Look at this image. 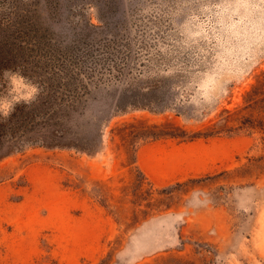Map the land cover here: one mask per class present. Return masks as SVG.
Segmentation results:
<instances>
[{
    "label": "rangeland",
    "instance_id": "rangeland-1",
    "mask_svg": "<svg viewBox=\"0 0 264 264\" xmlns=\"http://www.w3.org/2000/svg\"><path fill=\"white\" fill-rule=\"evenodd\" d=\"M35 2L54 44L120 68L95 110L156 85L173 106L111 118L93 155L29 147L0 160V264H264V135L130 148L124 136L137 123L195 134L240 105L264 71V0Z\"/></svg>",
    "mask_w": 264,
    "mask_h": 264
},
{
    "label": "trees",
    "instance_id": "trees-1",
    "mask_svg": "<svg viewBox=\"0 0 264 264\" xmlns=\"http://www.w3.org/2000/svg\"><path fill=\"white\" fill-rule=\"evenodd\" d=\"M27 1L0 0V73L6 68H19L41 88V93L30 110L19 105L7 121L0 119V160L29 147L93 155L103 148L104 130L111 118L139 108L157 111V107L164 110L173 106L160 99L157 91L161 86L155 84L142 90L150 92V98L127 95L121 90L106 114L95 110L100 103L97 92L107 86H102V78L118 77L120 68L99 61L89 67L92 52L80 53L54 44L35 18V0ZM129 128L133 131L124 135L128 148L165 137L192 141L243 131L264 135V71L243 92L242 103L232 109L223 108L204 131L177 134L172 127H148L143 123Z\"/></svg>",
    "mask_w": 264,
    "mask_h": 264
},
{
    "label": "clouds",
    "instance_id": "clouds-1",
    "mask_svg": "<svg viewBox=\"0 0 264 264\" xmlns=\"http://www.w3.org/2000/svg\"><path fill=\"white\" fill-rule=\"evenodd\" d=\"M0 88L6 89V94L12 97L8 104L0 103V119L3 121H7L19 105L30 110L41 93V88L19 68H6L0 73Z\"/></svg>",
    "mask_w": 264,
    "mask_h": 264
}]
</instances>
